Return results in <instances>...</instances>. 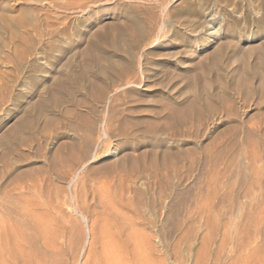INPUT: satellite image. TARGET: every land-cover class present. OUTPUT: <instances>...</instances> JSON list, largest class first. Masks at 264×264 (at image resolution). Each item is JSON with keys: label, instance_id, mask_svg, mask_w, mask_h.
I'll use <instances>...</instances> for the list:
<instances>
[{"label": "rangeland", "instance_id": "rangeland-1", "mask_svg": "<svg viewBox=\"0 0 264 264\" xmlns=\"http://www.w3.org/2000/svg\"><path fill=\"white\" fill-rule=\"evenodd\" d=\"M240 256L264 264V0H0V262Z\"/></svg>", "mask_w": 264, "mask_h": 264}, {"label": "bare ground", "instance_id": "bare-ground-1", "mask_svg": "<svg viewBox=\"0 0 264 264\" xmlns=\"http://www.w3.org/2000/svg\"><path fill=\"white\" fill-rule=\"evenodd\" d=\"M255 73H256V72H255ZM178 120H179V119H178ZM176 121H177V119H176ZM177 122H178V121H177ZM179 122H181V121L179 120ZM182 122H183V121H182ZM23 235H24V234H23ZM10 253H11V252H10ZM22 253H23V252H22ZM26 253H27V252H26ZM244 253H246V252H244ZM247 253H248V252H247ZM18 254H19V255H18ZM10 255H12V254H9V258H10ZM15 255H18V256L20 257L21 252H20V253H15V254L12 255L11 257H13V259H15V257H16ZM28 255H30V254H28ZM21 256H22V255H21ZM116 256H117V255H116ZM243 256H245V255H243ZM2 257H3V256H2ZM26 257H27V256H26ZM114 257H115V256H114ZM202 257H203V256H202ZM204 257H205V256H204ZM240 258H241V256H240L239 259H238V260H240V261H237L238 264H252V262L247 261V260H246V261H244V260L242 261V259H240ZM242 258H244V257H242ZM0 259H1V258H0ZM2 259H3V258H2ZM4 259H5V258H4ZM28 259L30 260V259H32V258H28ZM111 259H112V258H111ZM111 259H110V260H111ZM10 260H11V259H10ZM10 260H9V261H10ZM118 260H119V259H118ZM0 261H1V260H0ZM2 261H3V260H2ZM2 261H1V262H2ZM24 261H25V259H24ZM141 261H142V260H141ZM141 261H139L138 264H139V263L141 264ZM144 261H145V260H144ZM144 261H142V264H144V263H143ZM198 261H199V260H198ZM1 262H0V263H1ZM26 262H27V261H26ZM30 262H31V261H30ZM115 262H117V261H116V258H115ZM119 262H120V261H119ZM4 263H5V262H4ZM4 263H1V264H4ZM8 263H9V262H8ZM105 263H106V262H105ZM112 263H113V262H112ZM120 263H121V262H120ZM22 264H23V263H22ZM86 264H87V263H86ZM94 264H95V263H94ZM133 264H134V263H133ZM148 264H149V263H148Z\"/></svg>", "mask_w": 264, "mask_h": 264}]
</instances>
